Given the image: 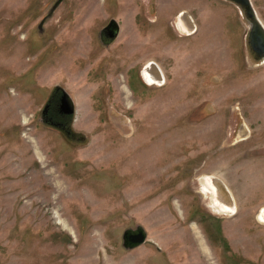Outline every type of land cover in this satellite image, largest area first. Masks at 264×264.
Masks as SVG:
<instances>
[{"label":"rangeland","instance_id":"1","mask_svg":"<svg viewBox=\"0 0 264 264\" xmlns=\"http://www.w3.org/2000/svg\"><path fill=\"white\" fill-rule=\"evenodd\" d=\"M56 1L0 0V264H264V58L242 8ZM203 175L234 213L209 207ZM137 226L145 242L125 247Z\"/></svg>","mask_w":264,"mask_h":264},{"label":"water","instance_id":"2","mask_svg":"<svg viewBox=\"0 0 264 264\" xmlns=\"http://www.w3.org/2000/svg\"><path fill=\"white\" fill-rule=\"evenodd\" d=\"M62 0H57L51 11H53ZM231 2L237 4L242 8L245 14V19L249 24L248 31V42L251 49L261 58H264V25L259 20L256 11L252 5L251 0H230ZM188 18V17H187ZM190 21V18H188ZM109 25H113L114 30L117 28L118 24L115 21H110ZM191 25L193 26V22L191 21ZM117 33V31H115ZM114 32V33H115ZM115 33V34H116ZM61 105L65 108V111L68 113L73 112V103L66 93L63 94L61 98ZM213 181H215V187L220 191V193L225 194L227 197V204L230 203L229 196L227 195V190L224 189L219 181V179L215 176L211 177ZM215 178V179H214ZM226 190V191H225ZM146 232L141 226H137L135 229H126L123 233V245L127 248H132L138 246L145 242Z\"/></svg>","mask_w":264,"mask_h":264},{"label":"bare ground","instance_id":"3","mask_svg":"<svg viewBox=\"0 0 264 264\" xmlns=\"http://www.w3.org/2000/svg\"><path fill=\"white\" fill-rule=\"evenodd\" d=\"M187 19L188 18H186L184 15H180L176 19V24L180 30L187 32V33H192L196 30L195 26H191L192 20L190 19V21H189V19L188 20ZM263 61L264 60H262V62ZM147 65L148 66L144 69V72H143L144 78H146L148 80L151 78H154V80L158 84L160 82H162L164 78H163V72L161 71V69H159L152 62H149ZM147 68H149L150 71L146 70ZM160 85H161V83H160ZM211 177L212 176H206V175L204 176L203 175L202 178H199L200 179L199 182L201 184V190H202L203 194L210 199L209 207L217 214L226 213V215H227V214L234 213V211H235V205L233 203L234 201L231 200V202L229 204H227V197L225 196V194L220 193V191L215 187V181L216 180L213 181ZM56 219H57V221H58L57 223L59 225L64 227L66 230L72 232L71 229L64 222H62L59 215L56 216ZM259 219L264 222V210L261 212ZM202 248H203V254L204 255L209 253L208 248L205 244H204V247H202Z\"/></svg>","mask_w":264,"mask_h":264},{"label":"flooded vegetation","instance_id":"4","mask_svg":"<svg viewBox=\"0 0 264 264\" xmlns=\"http://www.w3.org/2000/svg\"><path fill=\"white\" fill-rule=\"evenodd\" d=\"M115 31H117V33L115 32ZM118 31H119V26H117V28H115V30H114V27H113V25H109V23L107 24V25H105L104 27H103V29H102V32H101V34L102 33H104V35L106 36V37H108V39H114L117 35H118ZM116 34H115V33ZM149 62H146V66L144 67V69L148 66L147 64H148ZM144 69L142 70V75H143V72H144ZM146 70H149L150 71V69L149 68H147ZM144 77V76H143ZM145 79V81L147 82V83H152V82H156L155 80H154V78H151V79H146V78H144ZM125 87H123L122 86V89L125 91V89H124ZM58 90H60V89H58ZM63 93V91H60V96H61V94ZM48 108H49V105L47 106V105H45V107H44V109H43V112H44V114H45V112L47 113L48 112ZM73 113V112H72ZM72 113H68V112H66L65 111V108H63V106L61 105V99H60V103H59V106H57V114H58V117L60 118V119H62V120H66V118L67 117H69ZM64 122H62V121H59L58 120V123L57 124H63Z\"/></svg>","mask_w":264,"mask_h":264}]
</instances>
